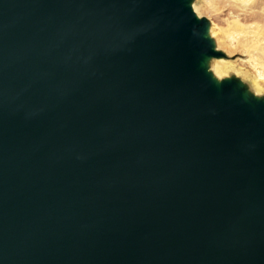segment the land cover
<instances>
[{
	"label": "water",
	"instance_id": "1",
	"mask_svg": "<svg viewBox=\"0 0 264 264\" xmlns=\"http://www.w3.org/2000/svg\"><path fill=\"white\" fill-rule=\"evenodd\" d=\"M190 0H0V264H264V100Z\"/></svg>",
	"mask_w": 264,
	"mask_h": 264
},
{
	"label": "rangeland",
	"instance_id": "2",
	"mask_svg": "<svg viewBox=\"0 0 264 264\" xmlns=\"http://www.w3.org/2000/svg\"><path fill=\"white\" fill-rule=\"evenodd\" d=\"M239 1L190 0V6L224 55L207 60L211 76L236 80L248 95L264 100V0Z\"/></svg>",
	"mask_w": 264,
	"mask_h": 264
},
{
	"label": "bare ground",
	"instance_id": "3",
	"mask_svg": "<svg viewBox=\"0 0 264 264\" xmlns=\"http://www.w3.org/2000/svg\"><path fill=\"white\" fill-rule=\"evenodd\" d=\"M237 1V0H236ZM239 1V0H238ZM240 2V1H239ZM209 3V2H208ZM196 9V8H195ZM218 46V45H217Z\"/></svg>",
	"mask_w": 264,
	"mask_h": 264
}]
</instances>
